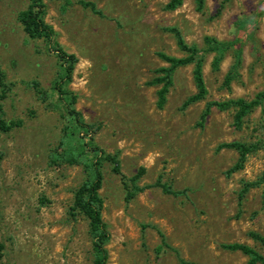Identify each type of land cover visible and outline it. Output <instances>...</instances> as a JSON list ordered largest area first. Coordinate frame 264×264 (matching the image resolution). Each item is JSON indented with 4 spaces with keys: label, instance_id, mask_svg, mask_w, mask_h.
Wrapping results in <instances>:
<instances>
[{
    "label": "rangeland",
    "instance_id": "rangeland-1",
    "mask_svg": "<svg viewBox=\"0 0 264 264\" xmlns=\"http://www.w3.org/2000/svg\"><path fill=\"white\" fill-rule=\"evenodd\" d=\"M43 1L57 42L77 57L66 88L88 127L74 124L68 99L52 88L58 61L48 41L29 37L18 21L28 0H0V66L8 84L0 104L5 119L22 120L0 133V264H92L88 220L70 211L88 171L82 163L51 159L69 144L90 158V142L116 153L126 177L144 167L140 185L160 175L184 191L173 196L151 187L127 200L120 176L104 162L99 194L110 233L107 264H180L172 249L188 264H247L240 251L221 247L233 242L263 253L250 236L264 235L263 184L242 197L240 190L264 176V103L240 129L233 126L232 107L213 108L202 125L199 120L208 100H250L264 91V0H203L202 10L194 0L173 10L168 0H87L101 15L79 0ZM168 27L200 49L208 93L187 103L196 89L193 65L186 64L175 70L159 108V84L151 81L165 62L157 53L184 55ZM205 36L235 42L218 69L204 50ZM238 47L239 74L225 86ZM259 139L263 145L244 167L228 174L237 153L217 146ZM160 233L171 248L161 246Z\"/></svg>",
    "mask_w": 264,
    "mask_h": 264
},
{
    "label": "trees",
    "instance_id": "trees-1",
    "mask_svg": "<svg viewBox=\"0 0 264 264\" xmlns=\"http://www.w3.org/2000/svg\"><path fill=\"white\" fill-rule=\"evenodd\" d=\"M197 10H202L203 0H194ZM183 0H168L166 8L173 10L182 4ZM79 3L90 9L93 13L101 15V11L96 7L95 3L87 0H79ZM45 3L43 0H28L25 9L18 13V21L21 23L25 33L31 38H44L48 41L50 49L55 54L58 61V75L52 82V88L57 93L59 98L68 99V114L76 126L88 127L80 115L74 108L73 103L76 95L66 88V85L71 81L74 66L77 62V57L73 53H69L56 40V32L50 24L44 20ZM174 35L175 42L183 56H173L164 52H158L159 58L165 62V65L160 66L156 72L157 76L153 78L151 83L159 84L156 92L157 107H163L166 102V95L169 87L172 85L173 75L175 70L183 65L192 64V78L195 85V93L188 99L187 103L198 100H204L207 96L208 89L203 74L204 58L200 54V49L195 44L187 43L180 31L176 27H168ZM204 50L213 53L211 60L212 69H218L221 61L225 56V52L232 46L235 47V42L219 40L213 36H205L203 38ZM242 63V50L240 47L233 52L232 64L224 76V85L229 86L231 81L239 74V68ZM8 84L5 74L0 66V101L6 97ZM264 103V91L258 92L253 99L247 100L242 97L229 98L224 100H208L204 104V108L200 114L199 124L202 125L206 117L210 114L213 108L225 110L234 108L233 126L240 129L246 117L255 109L256 106ZM21 119H5L3 117L2 107L0 104V133L7 132L15 127L20 126ZM69 134L72 135L70 132ZM89 148L92 152V157L85 156V152L76 148L74 145H68L62 152H54L51 156L52 162L63 161L68 163H82L88 171V176L77 187L73 194V201L70 206V211L81 212L88 220V233L91 239L92 264H107L108 252L106 244L110 238L107 225L102 219V198L99 194V189L102 184L103 174L102 165L108 162L111 166V171L120 176L121 182L125 189V198L132 199L136 194L144 191L147 188L158 187L163 193L173 196H179L184 193L183 190L173 189L167 182L162 180L159 175L157 179L150 184L140 185L139 178L144 174L145 168L140 166L133 177H126L122 171L118 155L109 153L100 148L94 142L89 143ZM263 145L262 141L256 140L253 142L230 141L219 144L218 148H230L236 151L237 159L235 163L228 169L227 173L231 174L241 170L244 167L247 156L253 151L259 149ZM2 154L0 152V162ZM263 184L262 197L264 198V176L257 181H245L240 190L242 197L250 188ZM250 236L255 239L264 249V235L257 232H250ZM161 246L171 248L165 241L164 236L160 233ZM222 248L231 251H240L247 257V264H264V252H260L256 248L240 242L223 243ZM3 244L0 242V258L2 256ZM178 257L180 264H188L182 259L175 249H172Z\"/></svg>",
    "mask_w": 264,
    "mask_h": 264
}]
</instances>
